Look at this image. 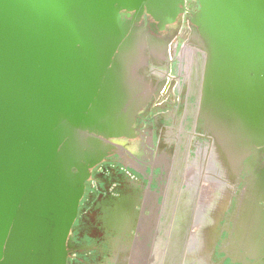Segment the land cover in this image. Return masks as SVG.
I'll use <instances>...</instances> for the list:
<instances>
[{
  "label": "water",
  "instance_id": "1",
  "mask_svg": "<svg viewBox=\"0 0 264 264\" xmlns=\"http://www.w3.org/2000/svg\"><path fill=\"white\" fill-rule=\"evenodd\" d=\"M176 2L0 0V264L88 263L92 235L77 228L87 182L124 158L114 139L157 86L154 20L161 33ZM192 21L183 53L199 51V97L222 117L217 145L264 146V0H199ZM239 195L252 208L237 211V240L256 259L264 171Z\"/></svg>",
  "mask_w": 264,
  "mask_h": 264
},
{
  "label": "flooded vegetation",
  "instance_id": "2",
  "mask_svg": "<svg viewBox=\"0 0 264 264\" xmlns=\"http://www.w3.org/2000/svg\"><path fill=\"white\" fill-rule=\"evenodd\" d=\"M198 9L199 0H177L161 33L154 32L159 22L154 20L157 86L133 126L114 139L124 158L109 157L93 168L80 204L77 228L83 230L87 214L96 208L123 215L112 233L107 226L93 235L104 248L89 251L87 264L97 256L104 264H264V256L255 259L243 248L236 231L241 204L246 214L252 208L239 194L264 171V146L226 150L217 145L222 117L210 114L211 107L199 97V51L183 53ZM134 15L131 11L130 18ZM148 22L145 13L140 24ZM258 210L264 212V200ZM145 212L150 216L143 217ZM83 245L90 250L87 240Z\"/></svg>",
  "mask_w": 264,
  "mask_h": 264
},
{
  "label": "crops",
  "instance_id": "3",
  "mask_svg": "<svg viewBox=\"0 0 264 264\" xmlns=\"http://www.w3.org/2000/svg\"><path fill=\"white\" fill-rule=\"evenodd\" d=\"M99 199H97L95 202H97ZM108 214H112V213H107L106 215L101 211L100 208H96L93 211H90L87 214V219L84 220V225H85V230L87 233L91 234L92 236H88L87 238V243L89 244V249L91 251L92 254H96L98 251V248L100 247L101 251L103 250V246L100 244L99 241L94 240V234L97 231H102L104 230L105 227L110 228L108 229V231L110 233H112V224L115 222V215L114 216H109ZM143 217H149L150 214L149 212H145L142 215ZM111 219V220H110ZM114 221V222H113ZM113 240H115V238H113ZM150 240H144V244L148 245V248L146 249H150V245L151 243H149ZM102 247V248H101ZM116 251V250H115ZM148 253V251H147ZM132 256H130L129 258H131ZM116 258V252H114L113 255V259ZM93 264H104L101 262V258H99L98 256L95 258V261H92ZM116 263L115 261L111 262V264Z\"/></svg>",
  "mask_w": 264,
  "mask_h": 264
}]
</instances>
